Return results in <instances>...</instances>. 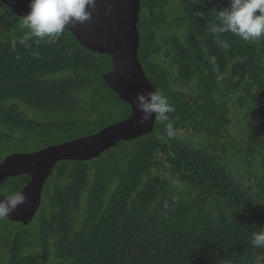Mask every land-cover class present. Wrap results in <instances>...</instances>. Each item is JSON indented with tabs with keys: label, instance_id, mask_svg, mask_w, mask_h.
Returning <instances> with one entry per match:
<instances>
[{
	"label": "trees",
	"instance_id": "16d2710c",
	"mask_svg": "<svg viewBox=\"0 0 264 264\" xmlns=\"http://www.w3.org/2000/svg\"><path fill=\"white\" fill-rule=\"evenodd\" d=\"M227 6L228 0H140L138 58L175 107L169 114L175 135L156 120L151 134L119 142L96 159L59 164L33 232V221L0 220L23 228L0 237L10 243L5 264H27L29 245L46 258L51 249L55 264H264V248L252 243L264 228V209L242 183L254 180L264 196L256 104L264 37L243 41L213 32L216 11ZM17 22L10 10L0 12V163L14 142L36 151L128 118L130 106L103 82L101 71L110 66L97 54L65 31L44 39L25 31L12 39ZM20 105L41 119L26 118ZM242 121L248 138L236 133ZM220 145L231 151L230 166ZM254 167L261 174H247ZM28 180H0V194L20 192Z\"/></svg>",
	"mask_w": 264,
	"mask_h": 264
},
{
	"label": "water",
	"instance_id": "95a60500",
	"mask_svg": "<svg viewBox=\"0 0 264 264\" xmlns=\"http://www.w3.org/2000/svg\"><path fill=\"white\" fill-rule=\"evenodd\" d=\"M17 17L28 11V1L0 0ZM111 11L106 13V8ZM140 0H96L91 11V19L83 24L69 26L70 33L86 51L97 54L101 64H108L101 71V78L121 101L130 106L128 118L111 123L96 133L73 140L50 145L30 153H14L0 163V180L28 176L27 184L21 189L27 200L9 214L6 219L29 225L41 202V194L46 180L56 163L60 161H90L112 149L119 142L136 140L151 134L156 120L140 125V113L133 100L137 93L156 90L147 79L138 58L140 36L138 31ZM103 68V67H102ZM257 115L264 139V84L256 97ZM6 196L0 194V199Z\"/></svg>",
	"mask_w": 264,
	"mask_h": 264
},
{
	"label": "clouds",
	"instance_id": "9594fccd",
	"mask_svg": "<svg viewBox=\"0 0 264 264\" xmlns=\"http://www.w3.org/2000/svg\"><path fill=\"white\" fill-rule=\"evenodd\" d=\"M96 0H28V11L22 17V27L39 39L54 38L69 26L83 24L91 19L90 9ZM111 6L106 8V13ZM218 23L213 32H230L243 41H255L264 37V0H228V6L216 11ZM133 104L140 113L137 123L143 125L153 118L165 125L168 137L175 135L169 114L175 111L169 98L160 90L136 94ZM27 197L22 192H13L0 199V220L7 219ZM252 243L264 248V228L253 233Z\"/></svg>",
	"mask_w": 264,
	"mask_h": 264
},
{
	"label": "rangeland",
	"instance_id": "374dc122",
	"mask_svg": "<svg viewBox=\"0 0 264 264\" xmlns=\"http://www.w3.org/2000/svg\"><path fill=\"white\" fill-rule=\"evenodd\" d=\"M25 31L29 32L27 29L22 27V21H18L16 23L15 29L12 30L10 32V34H8V35L12 36V39H16L19 36V33L22 34ZM2 40L4 42L6 41L5 39H2ZM89 92H90L89 90H86V91L81 92L80 95L81 96H88ZM19 109L22 113H24V116L28 119L37 120V121L41 119V115L39 113L33 112V110L27 108L26 106L20 105ZM233 127H231V132H232V130H234ZM55 138L58 139V137H55ZM30 152L31 151L24 152L22 145L19 143V141H17V142H14L13 147L10 148L8 155L14 154V153H30ZM261 171L262 170L260 168L254 167L252 170H249L247 174H249V175L250 174H261ZM252 183H254V180H252L250 183H243V184H244V186H248L249 184H252ZM250 189L248 190L249 198H251L253 200V202L256 204V206H258L260 209H264V196L260 197L257 195V191L255 189H253L252 191H250ZM173 197H174V195H173ZM35 223H36V220H33V222L29 225V230H32L31 232H33V228H34ZM22 230H23V228L21 226H18L15 224H6L5 222L0 223V237H2L4 233L9 234V232H12V234H13L15 232H20ZM4 231H6V232H4ZM32 244H34V243H32ZM26 250H25L24 254L29 256L27 258V262H26L27 264H55L56 263V258L54 256V253L51 251V249H49V254H48L47 258L45 257L42 249H40L39 247H35L34 245L27 246ZM9 253H10L9 241H6V240L1 238V241H0V264H5L4 259L6 260L7 257H9Z\"/></svg>",
	"mask_w": 264,
	"mask_h": 264
},
{
	"label": "flooded vegetation",
	"instance_id": "af4514ba",
	"mask_svg": "<svg viewBox=\"0 0 264 264\" xmlns=\"http://www.w3.org/2000/svg\"><path fill=\"white\" fill-rule=\"evenodd\" d=\"M16 1H28V0H9V3H14V2H16ZM4 8L5 9H7L3 4H2V2H0V12H2V11H4ZM13 14V13H12ZM14 15V14H13ZM15 16V19L17 20V21H22V17H17L16 15H14ZM247 123H245L244 121H242L241 123H238V128H237V126H236V133H238L239 135H243L242 136V138H248V131L246 130V127H242L241 125H244V126H247L246 125ZM259 125H260V123H259ZM65 141H68V140H65ZM65 141H62V142H65ZM62 142H59V143H62ZM221 144H222V142L223 141H219ZM55 144H58V143H55ZM51 145H54V144H51ZM50 146V145H49ZM46 147H48V146H46ZM217 148H218V151L220 152V156H221V159H223L224 161H223V164H225V165H227V166H230L231 165V161H232V154H231V151H229V150H225L223 147H221V145L220 146H217ZM43 149V148H42ZM40 150V149H39ZM37 151V150H36ZM31 152H34V151H31ZM73 162H78V163H87V162H89V161H85V162H80V161H60V162H58V163H56V165H55V167H54V169H53V171H52V173H51V175H50V177L46 180V182H45V184H44V188H43V191H42V194H41V202H40V207H41V205H42V203H44L45 202V188H46V184L48 183V181H49V179L53 176V172L55 171V169H56V167L59 165V164H61V166H62V168H65V167H69V166H71L72 165V163ZM26 177H28V176H26ZM29 178V177H28ZM242 178H238V181L241 183V180ZM61 181L62 182H64L65 183V179L64 178H61ZM242 183H244V181H242ZM245 183H248L247 181H245ZM61 184H63V183H61ZM244 185V184H243ZM252 184H249L248 186H246V193L248 192V190L250 189V191H252ZM248 196H249V194H248ZM263 197V196H262ZM40 207H39V209H40ZM39 209H38V211H39ZM38 211H37V213H38ZM37 213H36V215H35V217L37 216Z\"/></svg>",
	"mask_w": 264,
	"mask_h": 264
}]
</instances>
